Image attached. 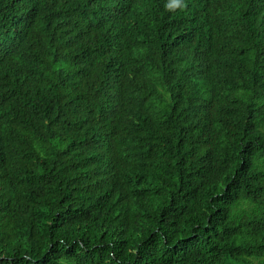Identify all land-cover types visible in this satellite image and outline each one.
<instances>
[{
    "label": "trees",
    "instance_id": "obj_1",
    "mask_svg": "<svg viewBox=\"0 0 264 264\" xmlns=\"http://www.w3.org/2000/svg\"><path fill=\"white\" fill-rule=\"evenodd\" d=\"M0 264H264V0H0Z\"/></svg>",
    "mask_w": 264,
    "mask_h": 264
}]
</instances>
